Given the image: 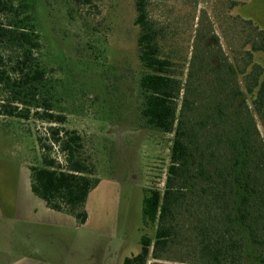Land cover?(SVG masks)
Masks as SVG:
<instances>
[{
	"label": "rangeland",
	"instance_id": "rangeland-1",
	"mask_svg": "<svg viewBox=\"0 0 264 264\" xmlns=\"http://www.w3.org/2000/svg\"><path fill=\"white\" fill-rule=\"evenodd\" d=\"M27 1L41 61L55 81L52 112L65 117L53 128L81 137V155L98 183L84 203V222L50 210L31 190L30 168L39 167L45 153L62 160L51 124L31 114L25 120L0 117V264H122L139 252L143 234L153 240L155 227H142L141 205L146 189L165 186L173 140L139 116L143 68L133 0ZM147 1L165 29L161 53L175 62L182 85L187 74L197 76L202 57L208 71V63L241 67L264 30V0L235 6L231 1L240 0ZM252 61L264 66V51L253 52ZM43 145L51 148L41 150ZM180 241L167 260L146 264L189 263L184 251L190 242L184 235Z\"/></svg>",
	"mask_w": 264,
	"mask_h": 264
},
{
	"label": "trees",
	"instance_id": "trees-1",
	"mask_svg": "<svg viewBox=\"0 0 264 264\" xmlns=\"http://www.w3.org/2000/svg\"><path fill=\"white\" fill-rule=\"evenodd\" d=\"M133 3L143 68L139 116L173 140L165 186L146 189L141 205L142 227H155L153 240L143 234L139 252L122 264L167 260L183 235L190 242L187 264H264V139L256 123L264 130V66L252 61L253 52L264 51V30L241 67L208 63V71L202 57L197 76L187 74L182 85L175 62L161 53L164 27L151 17L147 0ZM32 10L27 0H0V117L31 114L51 124L62 160L43 154L42 164L30 168L31 190L50 210L84 222V203L98 179L81 155V137L53 128L65 117L52 112L54 80L40 58Z\"/></svg>",
	"mask_w": 264,
	"mask_h": 264
}]
</instances>
